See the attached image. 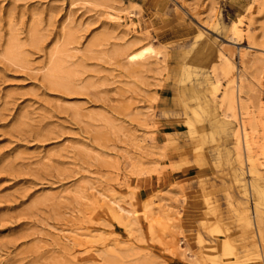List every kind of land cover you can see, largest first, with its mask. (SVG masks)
<instances>
[{"label":"rangeland","instance_id":"1","mask_svg":"<svg viewBox=\"0 0 264 264\" xmlns=\"http://www.w3.org/2000/svg\"><path fill=\"white\" fill-rule=\"evenodd\" d=\"M263 190L264 0H0V264H264Z\"/></svg>","mask_w":264,"mask_h":264},{"label":"bare ground","instance_id":"2","mask_svg":"<svg viewBox=\"0 0 264 264\" xmlns=\"http://www.w3.org/2000/svg\"><path fill=\"white\" fill-rule=\"evenodd\" d=\"M129 14V17L132 18V16H134V14L132 12H128ZM133 19H131V24L133 25H136V23H134L132 21ZM237 23H241V20L240 18L237 19L236 21ZM241 28H236L235 31H234V35H241ZM232 36V35H231ZM230 36V37H231ZM234 37V36H233ZM235 38V37H234ZM237 39V38H236ZM237 41V40H236ZM16 45V43H15ZM15 45H10L7 49V55L9 58L11 59H14L15 57H17V47ZM19 50V48H18ZM60 51V49H59ZM20 53V51H18ZM58 52V51H57ZM111 52V50H110ZM109 52V53H110ZM108 55H114V56H117V55H127L128 57V67H132L134 66L136 63H139L141 62V60L145 59L147 56L151 55L153 53V49L151 46H148V45H145V44H141V45H136L135 46V43H128L126 45H124L123 47H115L113 50H112V54L110 53ZM20 55V54H19ZM112 55V56H113ZM235 55V46L232 45V44H229V45H224V57H225V60L229 63V64H233L232 62V58L234 57ZM62 56V55H61ZM20 58H22L21 56H19ZM18 57V58H19ZM54 57V56H53ZM63 57V56H62ZM16 59V58H15ZM53 62V61H52ZM51 65V64H50ZM60 69V65L58 64V62L54 63V65L52 66L51 68V72H50V76H51V82L57 84L58 82L56 80H58V78L55 80V78L53 79V77H55V75L57 74V72L59 71ZM63 69V68H62ZM61 69V70H62ZM65 70V68H64ZM61 72V71H60ZM67 72V71H66ZM61 75V74H59ZM62 77V76H61ZM240 80L243 79V75L242 74H239V77H238ZM62 81V80H61ZM60 83V82H59ZM239 90V83H237V91ZM235 91H230L227 93V98L229 100V103H234V100H235ZM247 136H248V131L243 128L242 130V135L241 137L239 138L238 137V144L241 146L243 144V146L249 150L250 149V144L248 143V140H247ZM248 160L250 161V163H256L255 160H254V157L251 155V154H248ZM260 188V187H259ZM258 188V189H259ZM264 191V190H263ZM120 207V206H119ZM147 210V209H146ZM208 226V224H207ZM227 244H225L224 246V254H227ZM264 252V251H263ZM263 261H264V254H263Z\"/></svg>","mask_w":264,"mask_h":264},{"label":"crops","instance_id":"3","mask_svg":"<svg viewBox=\"0 0 264 264\" xmlns=\"http://www.w3.org/2000/svg\"><path fill=\"white\" fill-rule=\"evenodd\" d=\"M169 97L167 96V97H165L164 98V100L165 99H168ZM258 210V209H257ZM257 215H258V211L256 212V214H255V216L254 217H257ZM250 216H251V218H252V220H253V222H254V217L252 216V213L250 212ZM250 236H251V234L249 233V238H250ZM249 247H251L252 248V246H249Z\"/></svg>","mask_w":264,"mask_h":264}]
</instances>
